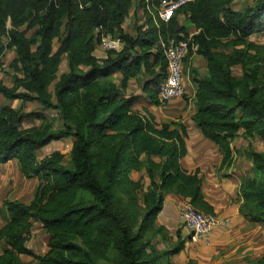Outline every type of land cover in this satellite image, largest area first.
Here are the masks:
<instances>
[{"label": "trees", "instance_id": "obj_1", "mask_svg": "<svg viewBox=\"0 0 264 264\" xmlns=\"http://www.w3.org/2000/svg\"><path fill=\"white\" fill-rule=\"evenodd\" d=\"M135 1L0 0V69L6 49L15 48L10 65L22 73L11 85L0 79V93L23 101L19 108L0 106V162L16 158L25 177L40 180L29 202L3 201L0 264H26L22 255L36 264H173L188 241L182 229L170 248L152 241L156 234L171 240L157 223L166 196L214 213L200 169L188 171L181 162L188 152L185 123H159L135 108L139 94L127 93L129 79L143 76V90L160 102L157 88L167 72L160 42L189 36L180 15L198 29L185 60L198 53L208 61L204 74L190 68L201 132L221 149L224 163L232 161L231 144L241 132L264 141V42L250 38L264 32V0L243 9L234 0H194L169 21L158 16L160 0H138L144 21L131 34L124 22ZM105 33L119 36L123 46L99 56ZM64 55L68 69L58 75ZM27 101L40 109L26 111ZM47 109L58 110L57 128ZM27 117L42 122L23 128ZM62 136L73 138L68 161L61 150L39 155ZM249 154L256 175L241 177L240 212L264 224V150ZM37 221L49 236L43 254L28 245ZM249 263L264 264V253Z\"/></svg>", "mask_w": 264, "mask_h": 264}, {"label": "crops", "instance_id": "obj_2", "mask_svg": "<svg viewBox=\"0 0 264 264\" xmlns=\"http://www.w3.org/2000/svg\"><path fill=\"white\" fill-rule=\"evenodd\" d=\"M134 7L135 5L124 22L125 31L131 34L136 33V27L144 21L142 8L138 7L136 12ZM179 21L187 28L189 36H193L198 31L195 25L185 18L184 15L179 16ZM96 53L99 56L105 55V51L102 48H97ZM197 62H203L206 65V70L204 71L206 73L208 61L202 54H192L188 60H185V65L190 70L191 67L198 65ZM118 76H121V74L119 73ZM143 84V76H135L129 79L127 93L140 95L135 103V108L143 113L147 111L152 112L159 123L176 120L185 123L188 132L186 137L188 152L181 159V162L188 171L200 169L202 190L206 200L213 205L214 213L227 216L230 219L228 224L222 223L216 227L212 234V243L209 245L190 240V232L184 227L182 229V236L188 237V241L185 248L180 253L173 255L172 258L179 254H185L189 259H197L200 264H245L244 256L249 254H251V257L258 256L260 253L251 252L250 249H255L256 245L260 243L261 240L259 239H261V236H259L258 232L263 225L249 221L240 212V204L243 200L241 177L242 174L248 173V169L245 168V165H239L242 154L239 155L237 151L243 152V147L241 149L238 148L239 141L235 139L231 144L233 149L232 161L224 163L221 149L214 141L203 135L193 119V114L196 111V84L191 77L188 79V94L173 98L167 102L160 99L158 88L157 100L160 102L158 103L151 98L143 90ZM0 98H2L0 106L9 104L15 108H19L23 104L21 99H9L1 93ZM32 102L27 101L24 103L26 111L32 110L30 107V103ZM46 111L44 110V112ZM36 120H40V122H36ZM41 122V119L27 117L23 120L22 127L38 126ZM46 146L42 147L43 149H38L39 154ZM16 173L23 177L19 183L15 182ZM39 183L40 180L36 176L25 177L22 174L18 159L13 158L2 163L0 194H2V185L7 184L9 188H7L4 195L9 194L10 198L29 202L34 197ZM5 198L6 196L3 197L2 204ZM187 202H189L188 198L174 193L168 194L165 198L163 209L158 216V222L169 229H175L177 232L178 224L182 222L180 208ZM0 218V226H2L5 221L1 215ZM176 232L175 240L177 239Z\"/></svg>", "mask_w": 264, "mask_h": 264}, {"label": "rangeland", "instance_id": "obj_3", "mask_svg": "<svg viewBox=\"0 0 264 264\" xmlns=\"http://www.w3.org/2000/svg\"><path fill=\"white\" fill-rule=\"evenodd\" d=\"M138 0L135 1V10L137 12V8L139 7L137 4ZM254 4V0H234L233 2V7L236 9H243L244 7H246L247 5H252ZM135 12V13H136ZM136 25V23H135ZM251 39L258 41V42H264V32H258V33H254L250 36ZM54 45L55 47H57L59 45V40L55 39L54 41ZM104 50V49H102ZM106 53V50H104ZM17 53L15 48H7L3 57H2V61H3V65L1 66L2 68L0 69V79H2L4 81L5 84L7 85H11L14 81V78L16 75H21L22 73L19 72L18 70H15L14 68L11 67L10 62L12 61V59L14 57H16ZM68 60L66 58V55H64V59L61 62L60 65V69L58 72V75H60L62 72L66 71L68 69ZM197 68L200 71L201 74H204V71L206 70L205 67L206 65L203 62H197ZM233 71L236 75H240L241 74V67L239 65H236L233 68ZM189 77H191L190 74V70L186 67V65L184 64V78H185V83L187 85V93L189 92L188 90V79ZM54 89V84L50 86V90ZM2 101V98H0V103ZM30 107L32 109H40L41 105L39 102L37 101H33L32 103H30ZM46 113H48L51 121L54 123V128H57L59 126V124L61 123V119H59V112L57 109H47ZM31 121H33L32 119H30ZM36 122H40V120H36ZM239 141V146L238 148H242V151H237V153L240 155L242 154L241 157V162L239 161V165H245L248 169V173L242 174V176H254L256 175V172L254 170V165H253V161L252 158L250 157L249 152L253 151V150H259V151H263L264 150V141L255 136H250L245 134L244 132H241L239 134V136L236 138ZM72 142H73V138L72 137H66V136H62L59 137L55 140H53L52 142H50L44 150L41 151V153L39 154L40 156L49 154L55 150H61L62 152L67 154L66 157V161L69 160L70 158V150H71V146H72ZM237 148V150H238ZM43 149V148H42ZM236 149V148H235ZM252 162V163H251ZM250 166V167H249ZM134 177H138L137 173H134ZM23 177L21 175H15V182L19 183L20 180H22ZM28 180V179H27ZM9 185L5 184L2 185L1 187V193L0 194V215L2 217V199L3 197H9L8 195H4L6 193V190ZM3 191V192H2ZM1 219V218H0ZM158 224H161L158 222ZM178 228L183 229L184 228V223L180 222L178 224ZM263 226H261L260 230H259V236H261V240L260 243L258 245H256L255 249H250L251 252H257L260 254L264 253V224H262ZM175 229H169L167 228L166 233L171 237L170 241H165L162 237V234H156L153 235L152 237V241L153 242H157L158 243V248L160 250H164L167 248H170L173 244H175L177 242V240L174 239L175 237ZM168 236V237H169ZM48 233L43 229V227L41 226L40 222H36L33 226V229L31 231V233L28 236V245L35 250L36 252L43 254L47 251L48 249ZM3 249V243L2 241H0V251ZM253 254V253H252ZM259 254V255H260ZM258 255V256H259ZM257 257V255H256ZM256 257H251V254L244 256V260L246 261L245 264H250L249 262L252 261L253 259H255ZM242 258V257H241ZM22 259L25 261L26 264H36L38 261L30 255H22ZM173 264H200L199 261L197 259H189L188 256H186L185 254H179L176 257H173L172 260Z\"/></svg>", "mask_w": 264, "mask_h": 264}, {"label": "built area", "instance_id": "obj_4", "mask_svg": "<svg viewBox=\"0 0 264 264\" xmlns=\"http://www.w3.org/2000/svg\"><path fill=\"white\" fill-rule=\"evenodd\" d=\"M192 1L194 0H160L157 8L158 16L164 21H169L177 9ZM160 44L167 60V72L158 87V91L160 99L167 102L187 93L184 64L191 46L194 48L195 44L192 36L183 38L176 35L162 39ZM122 45L123 40L119 36L113 33H105L99 47L104 50H118ZM1 169L2 163L0 162V173ZM180 218L184 227L190 232V240L206 245L212 243V234L216 227L222 223L228 224L230 221L229 217L199 209L190 201L181 206Z\"/></svg>", "mask_w": 264, "mask_h": 264}]
</instances>
